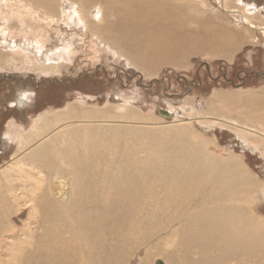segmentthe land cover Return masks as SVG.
<instances>
[{"label":"rangeland","instance_id":"374dc122","mask_svg":"<svg viewBox=\"0 0 264 264\" xmlns=\"http://www.w3.org/2000/svg\"><path fill=\"white\" fill-rule=\"evenodd\" d=\"M172 3L192 18L184 23L188 37L166 25L119 23L118 14L111 22L120 26L109 28L98 2L86 10L73 0H0V208L8 204L3 210L10 222L0 210V264H23L16 257L30 249L28 242L34 247L44 229H49L51 250L76 235L78 244L86 239L103 244L106 252L131 250L127 264H258L249 261L251 251L232 260L223 253L213 240L226 230L213 227L210 236H201L196 226L214 210L231 207L264 226V118L255 119L247 107L250 99L264 95V0ZM208 24L223 41L220 49L234 45L228 57L209 54L208 38L195 39V31ZM116 33L121 43L129 37L145 46L133 57L124 55L110 44ZM24 93L29 96L20 108L14 102ZM84 111L97 116L96 157L81 192L67 172V194L77 205H104L118 185L142 179L144 202L136 210L142 234L122 218L123 208L109 209L127 235L121 243L111 234L104 237L94 221L80 229L81 237L75 232L56 239L48 222L57 220L52 212L46 218L33 208L42 202L38 193L54 183L47 168L36 165L38 148L68 151L64 137L71 140L74 131L89 127L76 113ZM43 119L49 128L42 126ZM119 134L122 142L116 145L112 138ZM184 135L188 139L178 137ZM194 138L201 142L189 141ZM175 140L177 145L186 141L187 151L174 146ZM194 147L204 148L215 168L232 165L241 172L226 183L225 203L209 198L210 185L196 193L187 180ZM83 151L78 145L76 152ZM59 164L68 171V162ZM202 167L210 171L207 162ZM97 236L102 241L93 239Z\"/></svg>","mask_w":264,"mask_h":264},{"label":"bare ground","instance_id":"6f19581e","mask_svg":"<svg viewBox=\"0 0 264 264\" xmlns=\"http://www.w3.org/2000/svg\"><path fill=\"white\" fill-rule=\"evenodd\" d=\"M73 1L86 10H89V7L92 4H95L97 2L100 3V15L103 18L105 25L109 28H116L119 23L125 22H130L133 24V26H148L154 28L166 25L169 27V29L178 28V32L182 33L185 37L189 36V33L186 34L184 32V23L186 20L188 21L192 18L185 15L186 13L183 12L181 8L180 11H178L179 5L175 6L172 3V0ZM138 5L142 9V13H140V8ZM121 7H123V10ZM129 9L132 10L130 12H127ZM121 12L127 13L122 14ZM115 14H118V17L120 18L118 20L119 23H116V25L115 23L111 22V17L115 16ZM176 16L184 17V19L181 22H177L175 18ZM208 25V29H205V27L202 26L199 32L198 30L195 31V39L203 43L204 39L202 38H208V40H211V42L208 43V46L210 47L209 54L218 57H228L229 53L233 50V48H235L234 45H231L229 48L223 46L224 48L220 49L223 41L218 36V33H212L211 24ZM249 26L251 27L252 25L249 23ZM97 35L99 36L102 34L97 33ZM127 36L128 35H126L125 37ZM235 39L237 40V34ZM124 42L125 43H121L120 36L118 35V33H116V38L111 39L110 44L113 45L114 48H117L120 53L128 55L130 57L135 56L137 52H139L138 48H140L141 50V48L145 46V43L132 44L129 40V37ZM200 42H197L196 45L202 46ZM144 49L146 50V53H149L148 47ZM20 96V98L17 97L15 99L14 103L17 106H20V108H23L25 107L27 100L26 98H28L29 94L24 93ZM252 101L253 104L250 106ZM257 101H260L259 104ZM247 107L250 109V112L255 119L260 120L264 118V95L261 97H254L250 99L247 102ZM76 113H79L83 120L86 121L83 124H87L89 125V127H84L79 131H74L75 135L73 138H71V140H68V137H64V140H67L68 151L65 150L63 152L61 151V153H55L53 152L54 149L49 150V146H47L39 147L36 152V157L40 161L39 163H36V165L47 168L48 175L49 172L52 174L54 183L52 185H49L47 191H44L43 194L41 192L38 193L39 198L37 200L42 199V202L40 203L39 208H37L35 205L33 206V208L39 211L41 216L44 214L46 218H48L47 213L52 212V215L57 220L53 224L49 220L48 222L52 225L50 230L57 234L56 239L63 234H70L71 236H73L75 232L79 237H81L79 234L80 229L88 225L89 222L94 221V228L102 231L104 237H106V235L108 234H111L112 237H116V239L121 243L126 239L127 235H125L122 231L121 225L115 221L116 215L114 213H109V209L111 207L116 208L118 206L125 210V213H122V218L132 225L133 231H135L137 234H142L143 227L139 223L140 220H138V217L136 216V210L138 211L140 209V202H144V195L141 193L142 186H144V184L142 185V179L137 182L136 178H131L127 186L125 183L118 185L117 193L110 194L105 199L108 200V202H105L106 204L104 205H77V199H69V194H67V172L72 174L68 175L72 178L70 179V184L74 188L76 187L77 189H79V192H81L82 189L86 187L84 186V177L90 174L92 162L96 157L94 144L96 140H99L98 134L96 133V130L99 128V126L95 125V119H97L95 112L90 113L89 117L86 116L88 112L85 111L83 113ZM70 124L73 125V123ZM42 126L49 128V123L46 119L42 120ZM239 128L241 129V131H247L246 127ZM248 132L251 133V131L249 130ZM243 135L247 136L245 134ZM178 137L181 139H188V135ZM122 138L123 137H121V135L119 134V136L114 135V138L112 139L114 142H116V145H118L121 144ZM189 141L198 143L201 142V138H194V140ZM175 142H177V140H175L173 143ZM185 144L186 141L181 142L180 145H177L175 143L174 146H177L178 149L184 146V150L187 151V145ZM78 145L83 146V153L76 152L78 151ZM200 148L206 153V150L204 148L194 147L192 155L193 166L191 167L190 173L188 174V176H186V178L193 184L196 193H202L203 190L201 189L204 188L205 185H210L212 191L209 198L213 201H216L217 204L225 203L228 199L225 193V190L227 188L226 183H229L231 179L238 180L241 172L239 173L238 170L235 169L232 165L225 166L221 169L215 168L213 166V163L205 156ZM262 148H264L263 144ZM55 151L60 152L59 150ZM60 159L68 162V166H66V168H68V171L59 164ZM203 161L209 164L211 172L206 170L205 167H202ZM226 172H229L228 175L230 177L228 179H223L221 175L222 173ZM40 182H42V178H40ZM183 183L184 179L181 184ZM19 198L17 195H15L14 200L17 201ZM1 207L3 209H8V204H4ZM33 208L32 210H34ZM3 209L0 208L3 214V218L6 219V223L8 224L10 222L8 221V217L6 216L7 210L5 212ZM63 210L64 212H62ZM240 210L241 209L237 207L216 209L210 215L205 216L208 217V219L198 223V225L196 226V232L201 236H210L213 227L215 230H221L223 232L226 230L223 235L216 237L213 241L218 242L222 246L223 253L225 255L230 253L229 259H235L237 256L251 251L252 255L249 261H253L258 264L260 262L263 264L264 232L260 233L259 231L264 229V226L260 224L254 216L245 215ZM33 224L36 225V222H33ZM38 224H41L39 220L37 225ZM62 227H64V229H62ZM6 229L9 230L11 229V227L9 225H6ZM12 230L13 229H11V231ZM44 230L45 236L39 237L37 244H33L35 245L34 247L30 242H28L27 246H29L30 249H26L24 251L25 255L16 257V259L19 260V263L85 264L86 262H89L90 264H103V260H106V264H127L130 258L131 250H124L123 247H118L115 251L108 250L106 252L103 244L87 243L86 239H84V244H78L76 235L73 236V241L64 243L61 247H56L51 250L49 248L51 238V236H49V229ZM93 239L96 242L98 240L102 241L99 236ZM102 249L103 252L107 254V257L105 259L100 256V252H102ZM233 261L235 262V260ZM213 264L221 263L216 261ZM235 264H237V262H235Z\"/></svg>","mask_w":264,"mask_h":264},{"label":"water","instance_id":"95a60500","mask_svg":"<svg viewBox=\"0 0 264 264\" xmlns=\"http://www.w3.org/2000/svg\"><path fill=\"white\" fill-rule=\"evenodd\" d=\"M159 264H164L163 262H159Z\"/></svg>","mask_w":264,"mask_h":264}]
</instances>
